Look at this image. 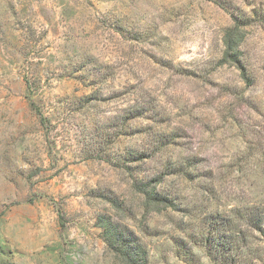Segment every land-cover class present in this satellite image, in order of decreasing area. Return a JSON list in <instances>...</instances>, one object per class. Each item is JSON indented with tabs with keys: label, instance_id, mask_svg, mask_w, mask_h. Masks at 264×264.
<instances>
[{
	"label": "rangeland",
	"instance_id": "obj_1",
	"mask_svg": "<svg viewBox=\"0 0 264 264\" xmlns=\"http://www.w3.org/2000/svg\"><path fill=\"white\" fill-rule=\"evenodd\" d=\"M263 212L264 0H0V264H264Z\"/></svg>",
	"mask_w": 264,
	"mask_h": 264
},
{
	"label": "trees",
	"instance_id": "obj_2",
	"mask_svg": "<svg viewBox=\"0 0 264 264\" xmlns=\"http://www.w3.org/2000/svg\"><path fill=\"white\" fill-rule=\"evenodd\" d=\"M239 38H240V36L237 33V31H231L230 30V31H227L225 33L223 59H224V61L234 63V65L243 72V67H242L240 60H239V57H238ZM254 228L260 234L264 235V212L259 213L257 215V219H256V221H254ZM219 232H220V228L219 229L211 228L208 234L211 236L212 234L213 235L219 234ZM113 236H115V235H113V233H112L110 237L113 238ZM222 238H223V236H222ZM205 241L210 242V238H207ZM222 241H221V243H218V247H220V249H222V250H225L228 248L226 245L227 240H225L224 242H222ZM110 245L112 246V248H114V250L116 252L118 251L117 253L122 254L123 259L126 260L127 263H129V264H136L137 263V260L134 258V256H136V254L133 252V248L129 246L130 245L129 243H127L125 241L118 243L116 240L112 239ZM210 249H211V246H210ZM221 261H222L221 262L222 264H228V262H226L225 259H221Z\"/></svg>",
	"mask_w": 264,
	"mask_h": 264
}]
</instances>
